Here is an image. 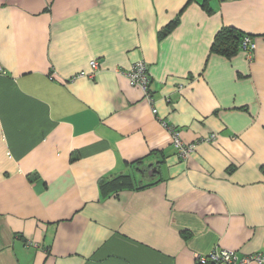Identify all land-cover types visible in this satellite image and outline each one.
Here are the masks:
<instances>
[{
  "label": "crops",
  "instance_id": "obj_1",
  "mask_svg": "<svg viewBox=\"0 0 264 264\" xmlns=\"http://www.w3.org/2000/svg\"><path fill=\"white\" fill-rule=\"evenodd\" d=\"M223 28L253 53L213 51ZM138 60L158 118L216 141L176 155ZM0 68V264L264 254V0H0Z\"/></svg>",
  "mask_w": 264,
  "mask_h": 264
},
{
  "label": "built area",
  "instance_id": "obj_2",
  "mask_svg": "<svg viewBox=\"0 0 264 264\" xmlns=\"http://www.w3.org/2000/svg\"><path fill=\"white\" fill-rule=\"evenodd\" d=\"M240 48L244 50L247 54H252L255 49V45L249 37H244L240 45ZM90 72H80L74 78L87 77L93 78L94 71L98 68V61L92 60L89 62ZM1 72V68H0ZM128 80L129 84L133 87H137L143 94L144 99L149 105L151 114L159 121V123L165 127L167 130L171 146L176 152V155L182 159L186 160L188 155H190L195 147L200 143H212L216 141L217 135L211 134L206 137H202L192 143H184L181 138L177 128L171 125H167L162 119L158 118L157 109L154 105V100L150 92L151 79L148 73L147 64L138 60L134 62L130 68L122 73ZM168 101V99H167ZM195 264H264V254L256 253L248 256L238 257L235 251L229 249H223L218 246L211 249L205 254H196L194 256Z\"/></svg>",
  "mask_w": 264,
  "mask_h": 264
},
{
  "label": "trees",
  "instance_id": "obj_3",
  "mask_svg": "<svg viewBox=\"0 0 264 264\" xmlns=\"http://www.w3.org/2000/svg\"><path fill=\"white\" fill-rule=\"evenodd\" d=\"M244 37L246 36L240 35L239 33L232 31L230 28H223L214 41L213 51L229 57L233 55L238 48H240ZM130 187H133V185L131 184L129 177L119 175L110 181V189H108L106 196L111 195V193H116V191L122 188Z\"/></svg>",
  "mask_w": 264,
  "mask_h": 264
},
{
  "label": "water",
  "instance_id": "obj_4",
  "mask_svg": "<svg viewBox=\"0 0 264 264\" xmlns=\"http://www.w3.org/2000/svg\"><path fill=\"white\" fill-rule=\"evenodd\" d=\"M154 171H155L154 168L150 169V171L147 172V175L152 177V175L154 174ZM145 174H146V173L142 172V173H141L142 177H144Z\"/></svg>",
  "mask_w": 264,
  "mask_h": 264
},
{
  "label": "bare ground",
  "instance_id": "obj_5",
  "mask_svg": "<svg viewBox=\"0 0 264 264\" xmlns=\"http://www.w3.org/2000/svg\"><path fill=\"white\" fill-rule=\"evenodd\" d=\"M123 70V69H122ZM120 72V71H119Z\"/></svg>",
  "mask_w": 264,
  "mask_h": 264
}]
</instances>
